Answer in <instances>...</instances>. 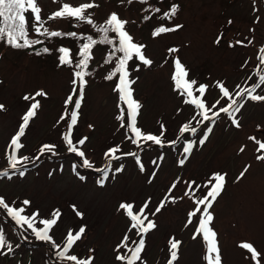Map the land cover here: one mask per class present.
Instances as JSON below:
<instances>
[{"label":"rangeland","instance_id":"rangeland-1","mask_svg":"<svg viewBox=\"0 0 264 264\" xmlns=\"http://www.w3.org/2000/svg\"><path fill=\"white\" fill-rule=\"evenodd\" d=\"M39 2L47 13L58 10L63 3L72 6L94 3L98 7L92 8L90 13L97 21H104L108 13L113 12L128 21L134 40L146 46L144 52L153 61L150 67H144L135 58L129 62L131 79L136 80L132 86L134 98L142 104L137 126L145 133L159 135L163 124L166 128L164 145L149 144L137 148L125 139L127 130L121 128L116 119L118 95L113 91L116 80H106L104 76L108 67L101 66L86 78L78 123L73 128L74 143L87 137L84 145L77 146L85 152L93 167H83V158L69 152L62 139L74 107L70 104L66 111L64 104L72 93L73 71L43 64L41 59L19 51H2L0 47V104L5 106V110L0 111V171L8 170L11 174L8 145L22 123V116L34 102L25 101L23 97L34 95L38 90L47 93L46 97L36 98L42 106L21 140L24 147L18 155L30 158L20 168L25 175L16 174L11 179L0 177V196L5 197L10 205L15 202L13 206L25 207L24 215L38 213L35 221L38 228L43 227L39 219L50 218L56 209L61 212L58 224L49 233L52 242H45L36 239L27 226L16 225L8 215L6 220V211L0 209V232L12 246L11 252L7 247L0 249V264H51V261L68 264L57 257L55 245L62 248L67 232L72 230L75 233L81 226L86 232L69 254L82 259L92 255L94 264H120L115 259L116 246L125 233L130 237L129 247H134L132 241H138L139 236L135 230L128 231L130 219L124 210H118V206L122 202L132 203L133 212H138L149 198L151 202L145 212L155 221L157 228L144 237L143 264H167L170 238L181 241L178 260L174 264H206L202 237L192 239L197 218L194 217L193 223L187 227L185 224L188 213L196 208L195 199L207 189L200 188L192 196H185L187 185L183 181L195 180L202 185L216 172L227 174L225 189L210 209L214 215L211 226L217 233L222 264H264V161L256 159L264 152H258V144L249 139L255 137L264 142V102L243 101L245 106L236 114L239 128L225 113L215 118L214 123L204 122L212 126L213 131L203 146L198 144V139L205 131L204 124L197 126L193 121L197 133H186L185 137L196 140L197 144L183 167L177 162L182 158L180 153L185 137L174 145L170 143L179 135L180 126L196 113L194 106L186 105L184 97L173 90V61L180 59L189 72V79L196 80L198 85H209L205 94L209 105L220 99L217 82H224L233 96L239 90L237 85L251 87L258 79L257 56L259 49L264 47V0H164L159 5L161 14L153 16L149 23L141 22L140 13L144 9L137 1L132 4L127 0L123 3L121 0ZM173 4L179 6L176 16L171 20L162 18L163 12ZM160 24L183 27L154 38L151 32ZM58 26L66 29L64 23ZM221 34L222 40L215 43ZM248 39L253 43L248 45ZM237 40L244 41L247 46L236 44ZM230 43L234 46L230 47ZM173 47L179 51L169 53L168 49ZM104 52L103 49L93 51L94 65H98ZM256 94H264V86L257 89ZM221 105L226 106L224 99H221ZM62 110L66 112L64 120L60 119ZM43 144L56 146L54 156L68 155L50 163L47 158L51 153H46L33 162ZM113 146H119L124 153V147H128L129 152H137L144 171H140L135 157L117 153L121 158L111 161L113 171L101 186L99 181L103 173L100 170L108 164L104 153ZM241 146L245 148L243 152L239 151ZM154 160L160 164L159 169L152 163ZM121 166L123 170L115 172ZM245 166L249 170L237 181ZM153 172L155 177H152ZM177 177L182 178L181 182L169 193L168 189ZM166 195L169 200L175 197V202H166L161 212L151 215ZM25 199L31 202L30 205H22ZM73 206L82 216L75 214ZM244 242L252 243L261 253L258 261L252 260L251 254L239 246ZM125 252L127 249H121V253Z\"/></svg>","mask_w":264,"mask_h":264},{"label":"snow or ice","instance_id":"snow-or-ice-1","mask_svg":"<svg viewBox=\"0 0 264 264\" xmlns=\"http://www.w3.org/2000/svg\"><path fill=\"white\" fill-rule=\"evenodd\" d=\"M55 2V0H54ZM128 4H132L133 0H127ZM141 4H146L148 0H139ZM123 3V0H121ZM98 5L94 3H82L79 6H72L69 3H63L59 10L53 12L48 16V20L53 19H67L72 18L78 22H86L89 25H94V21L88 14V10ZM145 11H150L151 13L161 12L160 8H150L145 9ZM179 11L178 5H171L168 11L163 12L162 18L171 20ZM42 9L38 5L37 0H0V40L6 42L7 45L11 46L14 49L29 48L35 44H40V40L29 39V27L40 36H47L50 38L69 36L77 38L78 34L76 32H67L62 33L60 31H52L45 27V22L41 18ZM31 14L30 23L29 19L26 17V14ZM145 20L150 19V16H145ZM259 19V18H258ZM128 21L121 19L117 13H111L103 24L94 25L101 38L99 40L94 39L92 36H81L79 37L84 42L79 46V60L73 65L72 53L68 47H60L58 49V66H74L75 69H78L73 72L72 84L73 89L72 93L67 96L64 101L65 110H68V105H74L70 111V121L67 122V131L63 134L62 139L67 145V150L71 153H74L76 156L83 158V167L92 168V163L86 158L85 152L82 151L77 145H84L87 137H83L74 143L73 139V128L78 123L79 110L81 108V103L84 98V89L86 86V73L84 69H87L89 62L92 59V49L97 44H109L113 45L112 51L109 56L105 59V63H109L112 59H115V66L113 70L105 77L107 80H112L114 77H117L118 80L115 84L113 91L118 94V105L120 109L119 114L116 119L120 121V127L126 128L125 139L129 140L137 148H142L144 145H164V133L166 128L163 124L160 125V134L145 133L140 127L137 126V117L142 108V104L134 98V88L132 87L136 80L131 79V67L129 62L133 61L134 58L139 61L144 67H150L153 64L152 59L148 58L144 52L145 45L142 43H137L134 41V37L126 30V25ZM229 24L232 23L231 20L228 21ZM182 25L174 26H159L152 31V36L154 38L161 36L162 34H167L175 32L182 28ZM250 31H253L250 29ZM109 33H114L115 37L118 40L117 44H114L113 39L109 38ZM223 38V34L218 35L215 43L219 44ZM247 39V38H246ZM253 40L248 39V45L252 44ZM236 44L241 46H247L244 44V41L237 40ZM230 47L234 46L231 43ZM44 53L49 52L48 48H43ZM169 53H176L179 49L173 47L168 49ZM120 53V55H116ZM37 55L40 54L38 51ZM259 64L257 65V76L258 79L253 83L251 87H241L237 85L239 89L235 92L233 96L229 88L225 85L224 82H217V87L219 89L220 99H217L215 103L208 104L205 99V94L209 88L207 84H199L196 80L189 79V72L186 69V66L180 61L179 58H176L174 63V72L171 76L172 81L174 82V91H177L181 96L184 97L183 102L186 105L194 106L196 113L193 115L192 119L187 123H183L179 128V135L176 137V140L171 141V144H176L177 141H180L182 137H185L186 133H191L195 135L198 128L192 126V122L195 121L196 125L199 126L204 124V122L212 121L215 122V118H218L221 113L228 114L231 118V123L239 128L240 123L236 118V114L241 112V109L245 106L244 100H251L254 102H264V94H256L257 89L264 86V47L259 49V55L257 56ZM247 64V61L245 62ZM251 79V77H249ZM199 93V95H196ZM47 93L43 90H38L34 95H25L23 99L25 101H34L30 103V107L27 109L26 113L22 116V123H20L17 132L11 137L8 147L11 149V153L7 155V160L9 168L12 170L11 174L8 170L0 171V177H7L11 179L13 175L18 174L20 177L25 175V172L20 170L24 167L25 162H28L30 158L28 156H19L18 152L24 147L21 142L22 137L25 136L26 129L30 125V121L37 116L38 110L41 108V103L37 100V97H46ZM75 97V99H74ZM221 99L226 101V106L221 105ZM126 106V111L124 107ZM219 106V107H218ZM5 110V106L0 104V111ZM61 120L65 119V116H61ZM89 127H92L91 125ZM205 131L198 139V144L203 146L207 141L209 135L212 133L213 128L207 124H204ZM251 140H255L258 144L257 151L264 152V142L255 137H249ZM196 140H188L186 137L183 142V148L180 155L182 158L178 160V165L183 167L191 155L194 147L196 146ZM55 145L43 144L39 148V155L33 159L38 160L41 155L46 153H51L56 155L54 152ZM245 150L244 146H241L239 149L240 152ZM117 153H121L123 156H133L135 157L136 164L139 166L140 171H144V165L141 161V157L137 152H122L119 146L110 147L105 153L104 156L108 160V164L104 169H101L103 173V178L99 181L100 185L103 186L104 180L108 178L109 173L113 171L111 161L119 160L121 156H118ZM162 160L163 157H160ZM259 161H264V155H258L256 157ZM155 164L156 168L159 169L160 164L157 161H152ZM19 166V167H18ZM123 170V166L116 168L115 172H120ZM248 166H245L243 171L236 178L237 181L242 179L248 171ZM156 173H152V177H155ZM226 173L216 172L207 178L204 184H197L195 180H186L183 181L187 185V188L184 192L185 196H192L198 189L205 188L207 189L206 193L202 194L199 198L195 199L196 208L193 211L188 213L187 223H193V218L196 217L198 224L195 228V232L192 235V239H197L198 236L202 237V240L205 244V255L204 260L206 264H222L221 251L218 246L217 233L214 231L212 222L214 220V215L210 211L213 207L214 202L217 201V198L222 194L226 186ZM83 179V177H81ZM181 177H177L171 184V187L168 189V192L171 193L172 189L176 188L177 185L181 182ZM151 183V179L149 180ZM175 197H172L169 200V196H165L162 199L155 211L151 215H156L161 212V210L166 206V202H175ZM151 198L145 200L143 205L139 208L138 212H133V204L122 202L118 206V210H124L127 217L130 219V224L128 231L131 232L135 230L139 240H133L132 244L134 247H129L130 237L125 233L122 241L116 246V261L120 264H137L138 261H141L143 264L141 253L145 250V236L152 230L157 228V224L154 220L149 219V216L146 214L145 210L149 208ZM30 201L25 199L22 201V205H30ZM15 202H13V205ZM10 205L6 202L5 197L0 196V209L6 211V214L16 223L18 226H27V229L31 230L35 238L45 242H52L53 238L50 236V231L58 224V221L61 217V212L59 209L53 210L50 218L39 219V224L43 227H36L35 221L38 217V213H33L31 215H24L25 207L20 206L16 207ZM202 206V207H201ZM73 211L75 214L80 217V213L75 206H73ZM199 213V216H197ZM86 232V228L81 226L78 231L73 233L72 230H69L65 236L63 247L55 245L58 249L56 255L59 259L67 261L68 264H94V256L90 255L87 258H79L76 254H69L73 250L74 246L80 241ZM168 251L170 253V258L167 261V264H174L178 260V252L181 246V241L176 240L175 238H170L168 241ZM242 249L247 250L251 254V258L254 261H258L261 253L253 246L252 243L244 242L239 245ZM7 247L8 251H12V246L5 238V234L0 232V249ZM121 249H127V252L121 253ZM89 252H94L93 249H89Z\"/></svg>","mask_w":264,"mask_h":264},{"label":"trees","instance_id":"trees-1","mask_svg":"<svg viewBox=\"0 0 264 264\" xmlns=\"http://www.w3.org/2000/svg\"><path fill=\"white\" fill-rule=\"evenodd\" d=\"M136 1L138 3H140L139 0H136ZM136 1L133 0V3L136 2ZM37 2H38V5H39V3H40L39 0H37ZM163 3H164V0H148V2L146 4H141L140 3V5L143 6L142 8L144 9V11H142L140 13L141 22H144V23L148 22L149 23V21L151 19H153V16L161 14V12L153 14L150 11H145V9L157 8V7L159 8V5H161ZM41 9H42L41 18L45 22V27H47L49 30L60 31L62 33L76 32L78 34L77 38H73V37H69V36H61V37H54V38H50V37H47V36H40V35L36 34L31 29V27H29V39L40 40L41 41L40 44H35V45H33L32 47H29V48L14 49L11 46L7 45L5 41L0 40V47L3 49L2 51H9V50L19 51V52L24 53L27 56L36 57L37 59H41V61H44L43 64L48 63L49 66H52L54 64V68L55 67L56 68H66V69H69V70H71L73 72L78 70V69H75L74 66H58L59 65V62H58V56H59L58 49L60 47H68L70 49L71 53H72L73 65H74L80 58L79 55H78L79 46H80L81 43L84 42L79 37H81V36H92L94 39L99 40L101 38V34H99L97 32L96 27L94 25L98 26L100 24H103L104 21L107 19V17L110 15V13H108V15H107V17H106V19L104 21L99 22V21H97L96 19H94L92 17V15L90 13L91 9H89L88 10V14H90L91 18L94 21V25H89L86 22H78V21H76V20H74L72 18H67V19L57 18V19H53V20H48V16L51 15L53 12H55L57 10H54L51 13H49V12L47 13V11H45L42 7H41ZM145 16H150V19L145 20L144 19ZM26 17L29 19L30 23L33 22L31 20V14L30 13H27ZM60 23H64L66 25L65 26L66 29H64V27L58 26ZM159 26H163V25L160 24L157 27H159ZM126 30L131 34L130 30L128 29V23L126 25ZM151 34H152V32H151ZM108 35H109L110 39H113L114 44L118 43V40L115 37L114 33H109ZM43 48H48L49 52L44 53L42 51ZM112 48H113V45H109V44H97V45H95L93 47L92 56H93V51L95 49H103L105 52L103 53V56H102L101 60L99 61L98 65H94L95 61L93 60V57H92V59L89 62L88 68L84 69V71L86 73H88L86 75L85 79L88 78L90 75H92L93 72L98 67H101V66L108 67L104 78L113 70V68L115 66V59L114 58L112 59L111 62L105 63V59L109 56L110 52L112 51ZM38 51L40 52L39 55L36 54ZM116 55H120V53H117ZM113 79H115L116 82H117L118 74H117V77H114ZM118 103H119V101L117 100L116 108H117V111H118V114H119L120 109L117 107ZM121 107H124L125 111H126V106L121 105ZM65 113L66 112L64 110L62 114L65 116ZM124 148H125L124 150L126 151V153L130 151L128 149V147H124ZM67 155L68 154H65V155L60 154L58 156H54V155L51 154V155H48L47 161H49L51 163V162L57 160L58 158H61V156L65 157ZM6 220H8L7 214H6ZM51 264H54V263L51 261Z\"/></svg>","mask_w":264,"mask_h":264}]
</instances>
